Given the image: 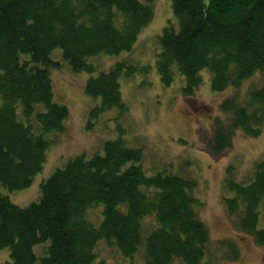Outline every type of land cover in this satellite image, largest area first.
Returning a JSON list of instances; mask_svg holds the SVG:
<instances>
[{
  "label": "trees",
  "instance_id": "16d2710c",
  "mask_svg": "<svg viewBox=\"0 0 264 264\" xmlns=\"http://www.w3.org/2000/svg\"><path fill=\"white\" fill-rule=\"evenodd\" d=\"M153 2L0 0L3 186L11 191L30 187L49 148L67 130L70 109L55 100L51 77V69L63 63L52 58L53 52L62 48L74 72L92 73L96 66L90 59L96 55L132 50L154 18ZM172 8L177 20L164 28L157 54L163 82L171 85L181 74L184 96L196 100L202 71L208 69L214 91L236 89L220 106L229 122L217 116L206 141L220 156L233 146L237 131L258 137L264 127V0H172ZM139 69L120 61L88 80L86 92L101 98L90 111V128L112 109L127 112L120 77ZM255 75L261 76L262 86L243 99L238 89ZM144 157L143 149L128 146L120 136L105 142L103 152L78 156L58 168L43 182L40 200L30 206H18L0 192V249L11 251L6 264H95L103 238L126 257L141 252L145 264H212L211 232L194 196L197 181L166 169L148 175ZM225 188L234 193L225 204L235 228L264 247V229L258 227L264 161L257 163L250 184L228 176ZM97 204L105 206L98 227L87 218ZM40 245H45L43 254L37 252Z\"/></svg>",
  "mask_w": 264,
  "mask_h": 264
},
{
  "label": "rangeland",
  "instance_id": "374dc122",
  "mask_svg": "<svg viewBox=\"0 0 264 264\" xmlns=\"http://www.w3.org/2000/svg\"><path fill=\"white\" fill-rule=\"evenodd\" d=\"M151 5L154 18L140 32L132 50L120 55H96L90 59V63L96 66L92 73L74 72L64 60L62 48L53 52L52 58L63 63L62 67L51 69V77L55 100L70 109L67 130L49 148L44 167L30 187L11 191L0 183V192L18 206H30L40 200L43 182L58 168L78 156L91 157L103 152L105 142L122 136L128 146L144 150L143 168L148 175L166 169L197 181L194 196L202 203L197 210L211 232L208 253L212 264H264V247L257 246L247 234L235 228L225 204V199L234 194L226 190V178L230 176L248 185L255 177L257 163L264 161V127L258 137L237 131L233 146L220 156L209 150L206 141L213 134L217 116L224 124L229 122V115L220 108L221 103L236 89L214 91L208 69L202 71L203 84L197 91L196 100L184 96L186 81L181 74L177 73L171 85L165 84L157 67L160 36L169 21L177 19L172 0H154ZM120 61L131 62L140 68L133 76L120 77L128 110L112 109L90 128V111L101 103V98H94L86 92L87 82ZM261 86V76L255 75L242 84L238 93L245 99L252 89ZM2 104L0 96V107ZM104 207V204H97L88 210V220L97 227L104 219ZM152 222L153 219L146 221V226ZM258 227L264 229V202L260 206ZM44 246L37 247L39 254H43ZM95 253V264L101 261L104 264L147 263L141 252L126 257L117 245L110 244L105 238L98 242ZM10 259V248L0 249V264H6ZM173 264H181V260Z\"/></svg>",
  "mask_w": 264,
  "mask_h": 264
}]
</instances>
